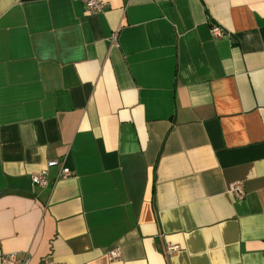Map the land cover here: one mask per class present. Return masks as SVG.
Here are the masks:
<instances>
[{
	"label": "crops",
	"instance_id": "1",
	"mask_svg": "<svg viewBox=\"0 0 264 264\" xmlns=\"http://www.w3.org/2000/svg\"><path fill=\"white\" fill-rule=\"evenodd\" d=\"M103 1L0 0V256L264 264V0Z\"/></svg>",
	"mask_w": 264,
	"mask_h": 264
},
{
	"label": "built area",
	"instance_id": "2",
	"mask_svg": "<svg viewBox=\"0 0 264 264\" xmlns=\"http://www.w3.org/2000/svg\"><path fill=\"white\" fill-rule=\"evenodd\" d=\"M81 2L86 13H99L104 10L105 3L103 0H76ZM211 31L214 37L216 38H229L231 37L230 33L224 30L220 25L213 24ZM118 38V33L114 32L111 36L113 42ZM53 166H59L58 178H68L74 175V171L65 165L64 159H50L47 162V166L42 168L38 172H35L31 175V179L34 185H39L45 187L49 184L48 179V169ZM229 192L234 194L237 198H243L246 194L242 182L236 181L232 182L229 185ZM179 249V246L176 244H167L166 254L171 255ZM121 256V248L115 246L108 250V258L110 260H116ZM1 264H32V259L29 253L19 254L17 252H8L1 254L0 256ZM37 264H66L65 262H60L52 258H45Z\"/></svg>",
	"mask_w": 264,
	"mask_h": 264
}]
</instances>
